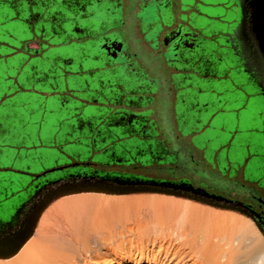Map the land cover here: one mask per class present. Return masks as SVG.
<instances>
[{
	"label": "flooded vegetation",
	"instance_id": "obj_1",
	"mask_svg": "<svg viewBox=\"0 0 264 264\" xmlns=\"http://www.w3.org/2000/svg\"><path fill=\"white\" fill-rule=\"evenodd\" d=\"M144 15L153 18L152 24L144 21ZM99 20H103L102 29H97ZM114 21L118 25H114ZM51 24L73 28L72 33L79 35H68L65 27L62 34L50 33ZM166 26L171 28L166 31ZM0 36H36L34 40L23 42L22 48H6L8 53H0V64L10 69L9 73L0 74V87L14 88L13 97L22 98V109L33 98L45 104L52 99H58L61 106L65 103L60 91L38 88L49 85L50 75L44 63L49 61V52L59 48L51 36H92L80 40L78 47L85 43L100 50L109 59L106 69L113 72L121 68L129 74L131 82H137L139 77L144 79L142 72L146 69L139 61L141 53L146 58L154 57L150 67L161 68L160 56L169 51L164 50L165 41L172 40L167 47H174L178 69L175 87L179 89L173 101L174 110L186 89L199 86L200 92L212 100L213 107L200 127L189 124L192 116L187 113L182 116L176 113L180 144L176 142L179 137L171 134L173 127L166 129L168 133L160 126L157 105L140 102L139 96L136 103L131 100V105H127L130 111L113 110L107 114L103 106L89 104L79 111L80 114L61 115L57 127L49 135L56 139L64 132L68 137L76 135V142L61 145L59 151L67 148L68 152H85L86 160L78 162L84 163L83 166L66 167L56 171L58 174L36 177L45 171L31 175L3 167L2 156L5 159L6 149L12 146L0 143V175L13 171L30 177L16 195L0 200V234L18 229L34 201L54 185L84 179L123 184L131 181L116 175L131 170L125 164L137 163L139 168L150 161L152 165L157 162L158 171L167 173L180 172L181 164L192 167L179 176L163 175L157 180L143 181L198 193L244 209L264 228V0H0ZM105 40L108 45H123L124 53L107 50ZM6 43L0 41L3 47L9 46ZM15 57L20 58L17 66L9 63ZM198 75L214 81L207 86L193 82V76ZM52 77L51 81L57 86L66 85L67 93L71 92L68 87L71 79L81 82L74 70L69 69L56 68V76ZM170 89L159 88L154 98L164 95L171 100ZM236 92L243 95L231 99ZM76 93L81 101L85 94L79 89ZM3 100L0 99V108ZM87 110L97 113L90 114ZM47 112L55 114L53 109L48 108ZM17 121L20 134L30 138L40 136L44 125L48 126L46 119L31 123L20 114ZM219 122L221 126L218 127ZM0 128H3L1 121ZM3 130L10 132L8 127ZM205 134H209L208 139L202 144ZM29 147L22 148L30 150ZM131 150H138L139 156L133 158ZM147 152L152 155L148 160L145 159ZM196 154L198 160H195ZM171 165L176 170L168 171L166 167ZM188 173L203 180L206 175L213 187L221 186V194L213 190L204 193L203 185ZM5 190L8 189L0 185V194Z\"/></svg>",
	"mask_w": 264,
	"mask_h": 264
},
{
	"label": "bare ground",
	"instance_id": "obj_2",
	"mask_svg": "<svg viewBox=\"0 0 264 264\" xmlns=\"http://www.w3.org/2000/svg\"><path fill=\"white\" fill-rule=\"evenodd\" d=\"M0 247L1 264H264L243 213L158 189L69 183Z\"/></svg>",
	"mask_w": 264,
	"mask_h": 264
},
{
	"label": "rangeland",
	"instance_id": "obj_3",
	"mask_svg": "<svg viewBox=\"0 0 264 264\" xmlns=\"http://www.w3.org/2000/svg\"><path fill=\"white\" fill-rule=\"evenodd\" d=\"M144 21L146 23H151L153 21V18H148L142 16ZM168 18V17H167ZM103 20H99L97 24V29H102L103 25L101 23ZM167 22V21H166ZM117 22L114 21V25H116ZM118 25V23H117ZM167 25H170L167 24ZM80 28L82 27L79 25ZM63 27H57L56 25L53 26L51 24V31L50 33L60 32L63 33ZM10 28V27H9ZM66 31L68 35H79V33H72L73 28H66ZM64 29V30H65ZM160 29V28H159ZM11 30V29H10ZM36 36H0L1 42H7L9 46L6 45V47H3L2 44H0V49L5 48L4 50H0V53H8V49L6 48H12V47H18L22 48V44L25 41L34 40ZM50 38V36H48ZM54 38V40L57 42L58 50L54 51L53 49L51 52H49V55L47 59L49 61H46L44 63L45 69H48V82L49 85L47 88L46 86H38L40 91H48L50 89H53V91L56 92V90L63 93V99H64V105L61 107V102H59L58 99H52L49 101V104H47V107L49 109H53L55 111V114H51L49 112H45L44 109L40 107L42 101L29 99L27 104L24 105V108L22 109L21 106V97L14 98V88L10 89H4L3 86L0 87V99H4L3 105L0 108V117L3 115L2 119L0 120L3 124V128H0V143L10 145L12 146V149H6V158L4 159V156H2V162L1 165L3 167H12L16 170L25 171L28 174H38L41 172H44L49 169L61 167V166H67L75 162H82L86 160L85 152H68L67 148H65L64 152H60L61 145H65L68 143H73L77 141L76 135L73 137H68V133L64 132L60 138H55L54 136L49 135L51 133V130H53L58 125V117L62 115L66 116H72L76 114H80V110L89 104L92 105H101L103 108L106 109L107 114L113 112V110H119V111H130V109H127V105H131V100L136 103V99H138L137 96H139V101H145L147 104L154 103L157 105L156 110H158V118L160 120V126L163 127L165 130L168 129V127H173L171 130L172 135H176L179 138H176V142L178 144L181 143V137L180 132L178 131L177 125H176V113H178L179 116H182L183 114H188L192 116V120H190L191 126H197L200 127V123L203 124L208 119V114L212 111L211 103L212 100H210L209 96L207 97L206 94H203L200 92V86L196 89L190 90L189 88L186 89L180 98V101L178 103L176 111L173 108V101H176V93L178 88L175 87V85L178 82V76H175V74L171 75L169 74L168 68L165 67H150L151 60L149 58L143 57V54L141 53V58L139 61L142 63L146 71L144 70L143 76L144 79L139 77V80L137 82H131L129 78V74L124 73L121 68L116 69L115 71L111 72V70L106 69V64H109V59L107 56L103 55V53L100 50H96L93 47H91L89 44H82L79 46V41L82 39H90L92 36H51ZM51 40V38L49 39ZM62 46V47H60ZM110 46V44H109ZM111 49H115V51H119L122 54L124 53L122 51L123 45H120L119 47H116L115 43L111 44ZM74 48L77 49L74 51ZM70 50V51H68ZM10 52V50H9ZM140 56V54H139ZM217 57V55H216ZM20 58L15 57L12 58V60L9 62L12 65H19ZM121 62H124L121 60ZM46 65H48L46 67ZM136 66V64H135ZM56 68H63V69H69L74 70V72L78 75L81 82L77 83L75 81L72 82V79L70 80V85L68 86L71 89V92L67 93L66 91V85H60L57 86L55 81H51V79H54L52 76H56ZM106 70H103V69ZM10 69L8 68V65L1 63L0 64V74L9 73ZM203 70H201V73ZM178 73H176L177 75ZM172 76L173 85H168L171 83L170 76ZM147 78V79H146ZM133 79V78H132ZM202 82L203 86H207L211 84L214 80L208 81L204 78L203 75L193 76V82ZM125 86V89H122V87ZM177 86V85H176ZM167 87H170L171 92V100L167 98L166 96L163 97H156L155 91H158L159 88L166 89ZM197 87V86H195ZM77 89L82 90L85 94L82 96V100L78 101V94L76 93ZM118 89V91H116ZM250 89V88H249ZM251 90V89H250ZM50 91V90H49ZM125 91V92H124ZM124 92V93H123ZM126 92H129L126 93ZM145 92L147 95H145ZM126 93V94H125ZM134 94L131 95V94ZM144 93V94H143ZM242 93L236 92L235 94L231 95V99L240 98ZM136 96V97H135ZM148 96V97H147ZM135 105V104H133ZM58 109H61L60 113H58ZM87 109V108H85ZM79 112V113H77ZM90 114H94L95 112L91 111ZM97 113V112H96ZM23 115L25 119H27L29 122L34 123L37 120L46 119L48 122V126L46 124L44 125L43 132L38 137H25L20 134L21 127L19 124V121H17L18 116ZM218 127L221 126V123L217 125ZM5 127H8L10 132H3ZM167 127V128H166ZM31 131L30 129H28ZM174 130V132H172ZM169 133V130H166ZM166 132L167 136L169 137V134ZM209 133V132H208ZM49 135L48 137H46ZM209 134H205L203 138L204 141L201 143L204 144L206 142V139H208ZM42 140H40V139ZM172 143L171 139L169 141ZM24 145H30V150L26 148H22ZM60 148V149H59ZM176 147H172L174 150ZM145 149V148H143ZM29 150V151H28ZM86 151V149H83ZM132 157L136 158L138 157V150H131ZM146 160L152 158V155L147 152L145 153ZM199 156H195V160H198ZM182 159V157H181ZM157 163V162H156ZM152 165L151 161L146 162L143 164V166L137 168V163H127L124 166L130 167L131 170H128V172H121V174L116 176L125 177V181H131V182H125V187H118L113 186L110 184H104L98 181H81V182H74L75 183H101L103 185H106L108 187H111L113 189L115 188H146V189H158V190H164L170 193H176L181 194L185 197L193 198L194 200L204 202V203H210L213 205H216L218 207H224L229 208L234 211H237L239 213H243L247 216V218L257 227L261 235L264 237V228L260 224V222L251 214L244 212L240 208L232 205H227L223 203L220 200L211 199L210 197L205 198H197L195 196H192L190 194L184 193L186 190L177 189L178 191L172 190L174 189L172 186L159 184V183H153V182H145L143 180H157L163 177L168 176H179L181 174L186 173L188 168H191V164L187 167L184 164H181L179 167H181V171L178 173H167L166 171H158L159 165L157 164ZM114 168H118L117 166H114ZM168 171H174L176 170L174 168V165L166 167ZM58 174L59 172H55ZM53 175V174H52ZM188 175H192L194 180L203 185L201 190L204 193L211 192L212 190L214 192H222L221 186H214V184H210L207 181V176L205 175L204 179L199 178L198 176L188 173ZM29 176L18 174L16 172H4L0 175V185H3V188L8 189L0 194V200H7L12 198L20 189L24 187L27 180L29 179ZM164 181V180H162ZM203 183V184H202ZM64 184L69 183H63L59 185H54L52 188L50 187L47 191L43 192L32 204L30 207L28 213L24 216L21 224L19 225L18 231L13 236H8L2 241H0V247L5 243H8L10 241H15L23 228H27L28 226H31V221L33 222V218L36 213V209L40 205L41 202L44 201L46 196L59 189ZM131 184H135V186H129ZM163 186L164 188H162ZM183 191V192H180ZM193 194V193H192ZM200 195V194H199ZM211 199V200H208ZM17 236V237H16ZM1 257H0V264H1ZM89 264H97L93 262H88ZM123 264H126L124 262ZM131 264H147L146 259L141 260V262H132ZM151 264V263H149Z\"/></svg>",
	"mask_w": 264,
	"mask_h": 264
},
{
	"label": "water",
	"instance_id": "obj_4",
	"mask_svg": "<svg viewBox=\"0 0 264 264\" xmlns=\"http://www.w3.org/2000/svg\"><path fill=\"white\" fill-rule=\"evenodd\" d=\"M105 42H106V44H105V46L107 47V50H110L111 49V44H110V46L108 45V41L107 40H105ZM113 44V43H112ZM152 59H154V57L152 58H149V60H151L152 61ZM155 60V59H154ZM86 112H88L89 113V110H87ZM93 112H96V111H93ZM80 165H84V163H77V162H75V163H72V164H70V165H68V166H61V167H57V168H53V169H49V170H47V171H45L44 173H41V174H38L36 177H39V176H41V175H45L46 173H53V172H56V171H61V170H63V169H65L66 167H72V168H75V167H78V166H80ZM84 181H89V182H91V181H93L92 179H84ZM95 181V180H94ZM96 181H98V182H101V183H104V184H110V185H113V186H120V187H125L126 185L123 183V184H114V183H108L107 181H104V180H96ZM129 186H135V184H131V185H129ZM162 188H164L163 186H161ZM52 188V187H51ZM172 190H175V191H178L177 190V188H174V189H172ZM180 192H183V191H180ZM184 193H186V194H190V195H192V196H195V197H197V198H205V199H207V197H204V196H201V195H199L198 193H191L190 191H184ZM211 199H213V198H211ZM211 199H208V200H211ZM241 209V208H240ZM241 210H243L244 212H246V213H249L248 211H246V210H244V209H241ZM250 214V213H249ZM253 216V215H252ZM264 230V229H263ZM18 231V229L16 228L14 231H10V232H8V233H4L3 232V234H0V241H2L3 239H5L6 237H8V236H13L16 232Z\"/></svg>",
	"mask_w": 264,
	"mask_h": 264
},
{
	"label": "crops",
	"instance_id": "obj_5",
	"mask_svg": "<svg viewBox=\"0 0 264 264\" xmlns=\"http://www.w3.org/2000/svg\"><path fill=\"white\" fill-rule=\"evenodd\" d=\"M150 9H148V11H147V13H149L150 14ZM169 28H171V26H166V31L169 29ZM163 36V35H162ZM167 37H170V36H167ZM150 38H151V36H149V41H150ZM172 41V40H171ZM171 41H165L166 42V44H165V48H164V46H162V48H164V50L166 51V50H169V51H166V54H165V56L162 54L161 56H160V60H161V64H162V66L163 67H165V68H168V71H169V74L171 75V73L172 74H175V76H177L176 75V73L178 72V69L176 68V60H175V52H174V47H167V46H169V44H170V42ZM170 75H168V76H170ZM178 78V77H177ZM170 81H171V83L170 84H168L169 86L170 85H173V81H172V76H170ZM205 143V142H204Z\"/></svg>",
	"mask_w": 264,
	"mask_h": 264
},
{
	"label": "trees",
	"instance_id": "obj_6",
	"mask_svg": "<svg viewBox=\"0 0 264 264\" xmlns=\"http://www.w3.org/2000/svg\"><path fill=\"white\" fill-rule=\"evenodd\" d=\"M45 106H46V108H45ZM40 107L43 108V109L45 110V112H47V109H48V108H47V104H45V103L43 102V103L40 105ZM61 107H62V106H61ZM90 109H91V108H90ZM92 109H93V108H92ZM60 111H61V110L58 109V113H60ZM54 113H55V111H54ZM61 115H62V114H61Z\"/></svg>",
	"mask_w": 264,
	"mask_h": 264
}]
</instances>
